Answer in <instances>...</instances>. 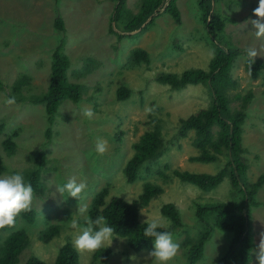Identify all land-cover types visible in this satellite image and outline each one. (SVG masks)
I'll list each match as a JSON object with an SVG mask.
<instances>
[{
	"label": "rangeland",
	"instance_id": "rangeland-1",
	"mask_svg": "<svg viewBox=\"0 0 264 264\" xmlns=\"http://www.w3.org/2000/svg\"><path fill=\"white\" fill-rule=\"evenodd\" d=\"M135 1L127 0V7L136 11L138 3L134 5ZM245 1L239 0L235 10L228 13L221 8V0H217L215 10L218 16L222 11L237 19L227 26L226 33L231 34V38L224 35V31L213 37L209 36L202 22L199 0H176L181 14L180 23L163 13L145 32L119 40L109 33L108 28L112 25L110 12L113 0L59 1L57 6L65 27L63 48L70 62L68 79L76 83L85 81L82 84L89 89L82 92L78 102L67 101L59 106L49 136L46 133L48 122L43 103L8 104L7 99L4 97V101L0 94V124L3 126L0 141L3 136L19 128L15 141L20 145L16 149L22 148L18 155L4 158L0 143V158L4 162L9 158L8 167L0 177L15 173L23 175L33 168L35 154L40 153L44 160L40 174L46 189L44 193L33 192L31 208L36 211L35 222L26 225L29 244L22 252L18 264H25L31 255L40 257L47 264H53L59 247L67 239L73 243L84 228L80 224L76 229L70 227L73 220L78 222L79 218L87 214L85 212L83 216L80 215L78 206L87 205L88 210L92 198L103 187L109 186V195H117L129 201L141 192L144 179L128 183L123 175V167L133 154L134 142L151 127L144 124L149 113L146 109L155 106L160 108L156 113L164 124L162 130L168 150L160 159L159 167L162 168L166 162L170 163L166 173L171 175L177 166L193 172L214 173L222 166V160L206 163L189 161L188 157L197 153L191 138H175L179 118L207 105L209 97L205 87L191 84L182 89H172L155 80L156 74L162 71L180 73L188 68L207 69L217 46H229L239 51L231 70L237 80V87L230 90L228 96L240 94L244 97L248 91L254 94L246 109L248 116L243 125L242 143L247 146L243 154L248 165L246 177L248 180H255L264 169V70L256 79L250 78L244 69L247 55L243 51L253 47L259 53L256 59H264V37L257 39L254 35L250 18H256L251 16V10L249 14L247 9L240 11L250 5L248 3L251 0ZM54 16V0H0V72L9 85L22 74L27 75L30 88L26 93L29 97L46 90L52 50L63 36L54 27ZM136 48L148 50L150 63L121 69L120 66L126 63L131 51ZM91 58L94 59L93 64L88 61ZM97 61L100 65L96 68ZM87 65L94 68L83 72ZM109 70L113 74L108 76ZM120 70L123 74L118 72ZM108 78L115 79L112 88H107ZM121 80H124L132 92L127 99L119 101L115 99V87L122 84ZM95 81L102 86L101 94L93 89ZM241 102L237 98L230 104L232 108H238ZM84 107L92 109V119L82 115ZM118 131H123L121 140L116 138L115 133ZM99 139L108 143V150L103 155L95 152ZM154 167L157 168L156 165ZM73 177L77 182L87 183V189L79 201L72 197H61L56 192L55 185L66 183ZM154 177L150 173L145 178L150 180ZM157 178L160 180L158 176ZM161 184L164 192L140 211V219H159L169 225V220L161 214L160 207L164 203L175 202L179 205L180 215H184L186 224L181 235L177 236L178 229L172 232L173 238L194 237L201 226L187 215L192 209L193 200L202 192L173 176L167 182L162 180ZM210 192L208 194L220 200L234 198L227 177ZM202 194L207 196L206 192ZM255 197L264 202V185L256 190ZM45 214L48 219L44 218ZM251 216L257 233L264 232V205L251 208ZM47 223L63 225L59 235L44 243L39 240V235ZM230 237V232L214 227L205 244L203 256L196 264H215L224 253ZM259 238L255 237L257 244ZM153 247L154 244L148 249L134 252L126 241L121 243L119 237L114 235L111 246L106 247L111 250L109 257L104 261L100 259L97 263L151 264V258L147 254ZM181 252L179 247L177 255L168 264L184 262ZM78 253L79 264H90L94 252ZM254 253L252 264H258L256 251ZM133 254L137 256V261L129 259Z\"/></svg>",
	"mask_w": 264,
	"mask_h": 264
},
{
	"label": "trees",
	"instance_id": "trees-1",
	"mask_svg": "<svg viewBox=\"0 0 264 264\" xmlns=\"http://www.w3.org/2000/svg\"><path fill=\"white\" fill-rule=\"evenodd\" d=\"M59 1L54 0L55 16L53 24L59 35H63L65 27L57 6ZM242 1L246 2L245 0ZM137 3L138 6L135 11L127 7V0H113L110 12L112 25L109 22L110 26L108 28L109 33L114 34L117 40L128 35L145 32L154 23L155 19L163 13L170 15L175 22H181V14L176 0H136L134 5H137ZM216 3L217 0H199L198 5L203 16L202 22L209 36L213 37L224 31V35L231 38V34L226 33L227 26L237 21V19L222 11L221 15L218 16L215 10ZM237 4H239V0H227V2L221 0V8L228 13L232 12V9L235 10ZM248 4H250L248 7L240 11H246L247 9L249 14L251 10V16H254L253 9L258 6V1L251 0ZM63 47L64 35L52 50L48 84L46 90L39 95L31 97L27 95L26 92L30 88L27 75L22 74L9 85L6 84L7 79H4L5 76L3 77V73L0 72V94H2L3 100L4 97L6 99L15 97V103L19 105L26 102L44 104L43 108L48 122L46 129L48 136L59 106L67 101L78 102L81 99L82 92L89 89L82 84L85 81H80V83L69 81L67 70L70 62ZM244 53L246 52L243 51ZM238 54L237 48L221 45L215 47L214 56L210 59L207 69L188 68L180 73L162 71L156 74V81L167 84L172 89H182L191 84H201L205 87L209 97L207 105L194 110L186 117L179 118L175 138H191V143L197 153L190 155L188 157L189 161L206 163L222 160V166L214 173L193 172L181 169L182 167L179 166L172 170L171 175L166 173L165 170L170 167V163L166 162L162 165V168L159 167L160 159L168 150L162 130L164 124L160 115L158 116L156 113V111H160V108L157 106L152 108V111L148 113V119L144 121L145 125H151V127L146 129L134 142L133 154L123 167V175L128 183H134L139 178L144 179L141 192L129 203L120 196L109 195V186H105L94 195L85 216L93 220L103 216L107 225L114 229L113 235L126 238V244L132 251L140 252L153 246V239L143 236L148 221L145 222V220L140 219V211L146 208L152 199L164 192V187L161 184L162 180L167 182L173 176L207 194V196H204L200 193L197 199L193 200L192 209L187 215L192 218L193 222H199L201 227L197 234L194 237L173 238L174 242L178 243L180 249H182L181 255L185 259L180 264H196L202 258L205 244L214 227L231 233L224 253L217 259L215 264H252L257 245L255 237L259 238L260 233H257L254 225H252L251 208L264 205V202L255 197L256 190L264 185V169L257 175L255 180L247 179L248 165L243 156L247 146L242 143V134L244 132L243 125L248 116L246 109L254 94L248 91L244 97L240 94L233 97L228 96V92L237 87V80L231 74V70ZM88 61H91V64L94 63L93 58ZM142 63L146 65L150 63V54L146 49L136 48L131 51L126 63L120 67L124 69ZM95 64L97 68L100 62L97 61ZM92 68L94 66L87 65L83 72H89ZM244 69L250 78L256 79L264 70V59L255 58L252 61L246 57ZM118 72L123 74L121 70ZM107 74L109 76L113 73L109 70ZM114 80L112 78L107 79V88H112ZM96 81L93 89L101 94L102 86ZM121 81H123L122 84L115 87V99L119 101L127 99L132 92L124 80ZM101 82L105 85L103 81ZM237 98H240L242 102L238 108H232L230 103ZM2 127V124H0V132H2ZM18 131L19 128L14 129L11 133L2 137L0 143L4 158L18 155L22 149H16V146L20 145L15 141ZM122 134L123 131L116 132V138L121 140ZM8 159L4 162L0 158V175L7 169ZM43 162L42 155L40 153L35 154L33 168L28 169L23 174L25 183H30L35 193L39 191L44 193L46 189L40 174ZM150 173L154 174L155 177L148 180L145 177ZM226 177L229 179L230 187L233 190V199L220 200L218 197L208 194L222 183ZM40 196L44 195L40 194ZM179 210V205L175 202L170 201L162 204L160 212L169 220V225L165 228H158L157 231L172 233L178 229L177 236L181 235L186 222L183 214L182 219ZM35 217L36 211L30 208L28 211H22L16 217L14 227L0 229V264H18L20 262L21 254L28 246L30 239L26 225L34 223ZM85 217L78 219V224L83 227L87 226ZM44 218L48 219L47 214ZM62 225L49 223L44 226L40 230L39 240L44 243L50 242L60 234ZM110 253L109 248L102 247L98 249L92 254L90 264H96L100 259L102 261L106 260ZM25 264L47 263L40 257L31 255ZM53 264H79V253L72 241L67 239L59 247Z\"/></svg>",
	"mask_w": 264,
	"mask_h": 264
},
{
	"label": "clouds",
	"instance_id": "clouds-1",
	"mask_svg": "<svg viewBox=\"0 0 264 264\" xmlns=\"http://www.w3.org/2000/svg\"><path fill=\"white\" fill-rule=\"evenodd\" d=\"M253 15L256 19L250 18L252 30L255 37L260 39L264 37V0H258V6L253 9ZM244 51L252 61L259 55L257 49L253 47H248ZM6 103L14 104L15 97L8 98ZM146 111L151 112L152 110L146 109ZM82 115L88 119H92L93 111L91 108L84 107L82 109ZM107 150V141L103 139L97 140L95 152L98 155H103ZM55 186L56 192L61 197H72L78 201L82 199V193L87 189L86 182H77L74 177L68 179L66 183ZM32 201L33 187L30 183H25L22 174L15 173L0 177V229L14 227L16 217L22 211L30 210ZM127 201L129 203L132 202ZM86 210L87 205L78 206L77 209L78 213L82 216ZM85 223L87 226L73 240V245L77 251L93 253L102 247L111 246L114 229L107 225L103 216H99L95 220L90 217H85ZM167 226L159 219H152L148 221V226L144 229L143 236L151 237L154 241L153 250L147 254L151 258V264H168L178 253L179 244L174 242L172 233L169 231H157L158 228H165ZM70 227L73 229L78 228V222L73 220ZM119 239L121 243H124L126 240V238H122L121 236ZM129 259L137 261L138 258L133 254ZM256 259L258 264H264V232L260 233L259 242L256 245Z\"/></svg>",
	"mask_w": 264,
	"mask_h": 264
}]
</instances>
